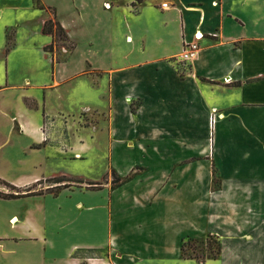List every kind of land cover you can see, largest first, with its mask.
I'll return each mask as SVG.
<instances>
[{"label": "crops", "instance_id": "1", "mask_svg": "<svg viewBox=\"0 0 264 264\" xmlns=\"http://www.w3.org/2000/svg\"><path fill=\"white\" fill-rule=\"evenodd\" d=\"M39 1L43 9L30 0L22 17L39 22L43 52L46 9L72 50L62 46L59 60L45 52L39 79L8 71L0 81V151L15 139L17 157L51 148L45 120L82 109L92 115L83 127L103 123L108 171L103 184L87 181L98 188L45 196L56 202L41 224L29 208L19 228L30 237L0 238V264H32V240L42 264H264V0ZM197 32L199 55L184 64L183 40ZM17 49L3 50L5 65ZM72 146L78 157L82 144ZM16 163L18 185L54 176ZM208 235L219 241L216 259L182 257L183 240Z\"/></svg>", "mask_w": 264, "mask_h": 264}, {"label": "rangeland", "instance_id": "2", "mask_svg": "<svg viewBox=\"0 0 264 264\" xmlns=\"http://www.w3.org/2000/svg\"><path fill=\"white\" fill-rule=\"evenodd\" d=\"M29 3L30 0H0V81H5L8 76V71L10 72L9 75L15 81H23V78H31L34 81L42 77L45 68L50 62V57L43 52V46H45V44L42 43V41L47 40V38L41 36L38 32L39 22H37L35 17L29 15V23H24L25 19H23L22 16L25 13H29L28 11L31 10ZM33 6L36 7L34 1ZM47 13L50 16L49 19L54 23L52 11L47 10ZM3 27H7L8 31L13 30L14 34L5 33L3 35L1 32L3 31ZM53 30L56 32L54 38L55 42L52 46V52L49 53L52 57L54 56L59 60L66 55L65 52H67L69 44L66 43V41L63 42V37L58 33L55 26ZM62 46H65V52L62 51ZM15 47H19L20 49H17L13 54L11 53L12 55L10 54L11 58H13V64L9 62V64L7 63V65H5L1 60V53H3L4 49H7L8 52L5 50L3 56L9 54ZM28 103H30V101ZM52 106L54 108L57 106L55 99L52 101ZM85 113H87L86 110L79 109L78 112L72 113L74 116L65 115V117L53 118L57 120L56 122L49 118L46 119V126L43 129V133L45 134L46 144L51 148L42 150L39 154L33 152L17 157V154H19L20 141L15 138V142L12 145H8L0 151V180L19 187L21 191L28 189L31 193L40 194L15 201L0 199L1 239L18 236L30 237V235L24 236L19 226L24 214L29 208H31L32 217L36 224H41L42 214L45 212V209H51L49 212L54 210L56 201L50 199L43 201L45 196L56 197L64 192L71 191L73 188L96 187L90 185L87 181L102 180L105 177L108 171V165L105 159L107 157L105 145L106 135H104L103 123L100 122L95 128L90 126L86 129L83 127V125H85V120L92 119V115L91 113ZM3 121L0 115V123ZM96 128L98 129L95 130ZM13 133L20 134L17 126H14ZM92 136L94 137L92 138ZM77 144H82V149L78 157L76 153L72 151V145ZM13 145H15L14 148ZM38 146L33 144L31 148ZM5 154H10L8 155V157H10L8 160H6ZM18 158L24 159L29 166V171L31 168H37L36 171H33L36 174L54 176L39 178L36 182H32L26 186L18 185L16 181L21 176L19 174V167L16 163V159ZM32 164L34 167H32ZM22 168L25 170L26 166L24 165ZM108 176L110 179H113L111 173H108ZM62 177L63 181L61 180ZM58 180L60 183H57ZM67 180L72 182H67ZM78 180L82 183H77L79 182ZM103 180L104 181L100 182V184L105 182V178ZM0 192L9 193L10 189L0 183ZM61 199L63 203H66L64 202V196H62ZM12 214L16 215L18 222L16 217L8 222ZM52 214L54 218H56V214ZM63 215L64 218L60 217L59 219H62V223H65L68 211L64 210ZM15 224L16 228H14ZM55 226L56 224L54 227ZM69 238L67 237V239ZM25 244L27 250L30 248L32 264H42L40 259L42 254L40 244L33 240ZM216 247L217 240H210L208 238L201 240L189 239L185 241L184 251L186 255L205 261L212 258L216 252ZM66 248L67 246L65 247V252ZM1 249L0 247V262H3L4 258H7V256L5 255V250L1 251ZM102 256H105V253H103ZM46 263L47 261L44 260L43 264ZM85 263L86 262H83V264ZM63 264L70 263L64 261Z\"/></svg>", "mask_w": 264, "mask_h": 264}, {"label": "trees", "instance_id": "3", "mask_svg": "<svg viewBox=\"0 0 264 264\" xmlns=\"http://www.w3.org/2000/svg\"><path fill=\"white\" fill-rule=\"evenodd\" d=\"M33 1L35 2L37 8H40V9H43L44 8L41 5V3H40L39 0H33ZM141 2H142V0H134L132 6H136V5L140 4ZM46 10H48V9H46ZM54 26L57 29L58 33L61 34V36L63 37V40H64L63 42H65L66 39H67L66 36H65V34H64L63 29L61 28V26L58 23H56V22L53 23L51 19L47 20L43 24L42 33L51 36V44L44 48V51L45 52H52V46H53V44L55 42V39L54 38H55V33H56L53 30V27ZM67 49H68V51H71L72 50V45H69V47ZM112 177H113V179H112L113 181L112 182L114 184H117L119 182V179H117L115 177V174L114 173H112ZM62 179H63V177L61 178V180ZM67 182H72V181L67 180ZM0 183L4 184L5 186H7L10 189V192L9 193H1L0 192V199H2V200H14V199H18V198H26V197H30V196L40 195V194L31 193V192H29L28 189L21 191L19 187L10 185L9 183H7L5 181H1L0 180ZM57 183H60V181L58 180ZM77 183H82V182L79 181ZM89 184L92 185V186H96V187H92V188H98V186H99V183H89ZM217 188H219V185H218V181L215 179L213 181V189H217ZM206 238H208L210 240H217L216 252L212 256V258L209 259V260H214V259H216L219 256V253H220L219 241H218V239L216 237H213L211 235H208ZM185 241L186 240H183L182 245H181V254H182V257L183 258L194 259L198 263H204V261H201V260L197 259L196 257L186 255V253L184 251ZM212 242H214V241H212Z\"/></svg>", "mask_w": 264, "mask_h": 264}, {"label": "built area", "instance_id": "4", "mask_svg": "<svg viewBox=\"0 0 264 264\" xmlns=\"http://www.w3.org/2000/svg\"><path fill=\"white\" fill-rule=\"evenodd\" d=\"M166 6H167L166 4H162V8H166ZM193 36H194L193 41L188 42L186 40H183V43H182L180 60L184 64H190L191 62L196 60L198 55H199L200 48H199V44L197 43V40L200 39L202 37V35H198V32H197ZM211 36L216 37L217 35L213 34ZM127 101H129V99H127Z\"/></svg>", "mask_w": 264, "mask_h": 264}]
</instances>
